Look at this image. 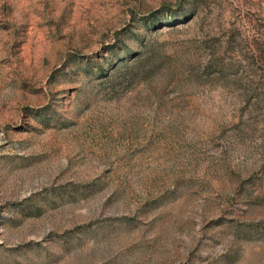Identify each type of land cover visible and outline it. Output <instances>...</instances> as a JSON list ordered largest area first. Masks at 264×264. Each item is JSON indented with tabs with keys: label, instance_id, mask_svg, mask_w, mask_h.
Wrapping results in <instances>:
<instances>
[{
	"label": "rangeland",
	"instance_id": "obj_1",
	"mask_svg": "<svg viewBox=\"0 0 264 264\" xmlns=\"http://www.w3.org/2000/svg\"><path fill=\"white\" fill-rule=\"evenodd\" d=\"M0 264H264V0H0Z\"/></svg>",
	"mask_w": 264,
	"mask_h": 264
}]
</instances>
